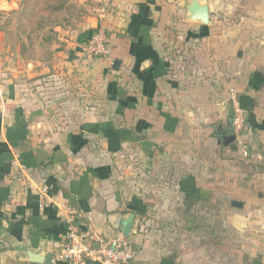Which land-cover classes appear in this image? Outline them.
<instances>
[{
  "label": "crops",
  "instance_id": "1",
  "mask_svg": "<svg viewBox=\"0 0 264 264\" xmlns=\"http://www.w3.org/2000/svg\"><path fill=\"white\" fill-rule=\"evenodd\" d=\"M71 2L85 14L58 36L50 61L0 51V264H43L65 241L58 207L68 204L107 238H123L131 218L128 264H199L196 205L214 196L243 210L249 174L264 203V69L222 55L210 23L186 19L189 0H114L100 23L108 55L91 58L95 18L88 0ZM4 6L18 9L17 0ZM230 86L248 112L246 157L227 140ZM41 186L54 202L43 210ZM253 228H240V245L264 264V236Z\"/></svg>",
  "mask_w": 264,
  "mask_h": 264
},
{
  "label": "rangeland",
  "instance_id": "2",
  "mask_svg": "<svg viewBox=\"0 0 264 264\" xmlns=\"http://www.w3.org/2000/svg\"><path fill=\"white\" fill-rule=\"evenodd\" d=\"M98 1L94 0V2H91V0H88L87 8L91 16L92 8L99 4ZM162 1L175 2L179 0ZM201 1L207 3L210 8V33L214 38L212 42L217 44L215 48L221 50L224 56L229 55L233 59L240 57L245 64H252L254 66L253 69H264V0ZM6 2H10V0H6ZM82 3L71 2L74 10L70 14L57 19L54 26L57 39L53 45L58 42V36L63 31L75 28L78 25V21L85 14L81 6ZM9 8L6 9L5 6L0 8V51L2 58L11 59V57L13 58L15 54L19 53L20 44L24 41V37L17 32V15L14 11H10ZM44 33H46V30L39 33V37L41 38L45 35ZM230 89L235 90L234 87H228L227 96ZM82 92L86 94L85 91ZM227 104L230 108L228 101ZM246 118L248 119L247 111ZM59 120L60 118H56V120L52 121L54 126L55 122ZM244 139L245 135H243L242 142L246 145V140ZM230 168L233 167L230 166ZM218 175L220 174L218 173ZM251 178L252 176L249 174L242 181L244 189H248L250 192L249 199L243 200L245 204L243 210L238 211L231 208L227 198L228 201L225 198L218 197L219 199H217L214 196L208 202L195 206L196 209L200 210L201 214H193L196 219L195 225H197L192 228L191 232L194 237L190 239L195 238L194 250H198L202 254L199 258H196L199 264H222L225 258L228 264H242L237 258H247L249 262L245 264H251L250 250L241 248L242 245H240V228L248 230L247 226L254 225L256 228H253V231L256 238L258 239V235L264 236V203H259L260 201L257 199V193L261 192L262 189V182L250 185ZM196 212L198 211L196 210ZM189 215L191 216L192 213ZM203 230L206 232H203ZM258 230L260 232H257ZM242 234L249 236V233L243 232Z\"/></svg>",
  "mask_w": 264,
  "mask_h": 264
},
{
  "label": "built area",
  "instance_id": "3",
  "mask_svg": "<svg viewBox=\"0 0 264 264\" xmlns=\"http://www.w3.org/2000/svg\"><path fill=\"white\" fill-rule=\"evenodd\" d=\"M92 8L96 30L85 44V53L91 58L108 55L106 34L100 23L113 12L114 0H99ZM232 113L231 127L235 141L247 156L246 145L242 142L247 122L246 111L241 106L238 94L230 89L227 96ZM41 210L54 205L48 186L37 190ZM66 226L65 241L54 253V260L63 264H128L134 260L136 248L125 238H107L92 227L79 223V213L72 205L58 207Z\"/></svg>",
  "mask_w": 264,
  "mask_h": 264
},
{
  "label": "trees",
  "instance_id": "4",
  "mask_svg": "<svg viewBox=\"0 0 264 264\" xmlns=\"http://www.w3.org/2000/svg\"><path fill=\"white\" fill-rule=\"evenodd\" d=\"M17 4L18 9L14 11L17 15L16 30L24 37L19 54L27 60L50 61L54 53L52 45L57 39L54 26L59 17L74 10L71 0H19ZM45 30V35L40 38L39 33Z\"/></svg>",
  "mask_w": 264,
  "mask_h": 264
},
{
  "label": "water",
  "instance_id": "5",
  "mask_svg": "<svg viewBox=\"0 0 264 264\" xmlns=\"http://www.w3.org/2000/svg\"><path fill=\"white\" fill-rule=\"evenodd\" d=\"M186 19L192 22H197L202 26H208L210 23V8L209 5L201 0H189V3L185 7ZM113 68L117 70L119 68V62L115 61L113 63ZM233 140H228V142ZM231 206L233 208L242 209L243 203L232 201ZM132 229V220L131 218L125 221L122 227V236L127 238ZM43 264H54V254L48 253L44 257Z\"/></svg>",
  "mask_w": 264,
  "mask_h": 264
},
{
  "label": "flooded vegetation",
  "instance_id": "6",
  "mask_svg": "<svg viewBox=\"0 0 264 264\" xmlns=\"http://www.w3.org/2000/svg\"><path fill=\"white\" fill-rule=\"evenodd\" d=\"M227 140H233V141H235V137L233 135V132L231 133V136Z\"/></svg>",
  "mask_w": 264,
  "mask_h": 264
}]
</instances>
